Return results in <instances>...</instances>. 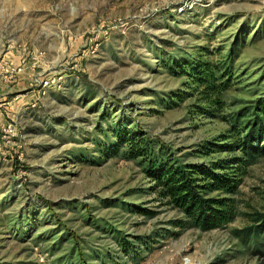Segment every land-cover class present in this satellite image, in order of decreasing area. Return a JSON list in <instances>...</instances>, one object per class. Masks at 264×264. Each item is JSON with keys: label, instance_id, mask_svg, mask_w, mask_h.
Listing matches in <instances>:
<instances>
[{"label": "rangeland", "instance_id": "374dc122", "mask_svg": "<svg viewBox=\"0 0 264 264\" xmlns=\"http://www.w3.org/2000/svg\"><path fill=\"white\" fill-rule=\"evenodd\" d=\"M183 55L232 65L215 116L198 108L202 86L169 70ZM6 63L22 70L6 72ZM26 71L29 89L1 111L0 264H58L67 255L84 264L79 254L85 264H264V234L249 245L234 234L264 212V155L234 195L235 220L159 239L183 214L162 203L137 160L94 159L95 140L121 122L183 160L231 155L197 151L231 133L232 116L264 94V0H0V87ZM178 90L192 96L169 100ZM152 234L146 251L137 238Z\"/></svg>", "mask_w": 264, "mask_h": 264}, {"label": "trees", "instance_id": "16d2710c", "mask_svg": "<svg viewBox=\"0 0 264 264\" xmlns=\"http://www.w3.org/2000/svg\"><path fill=\"white\" fill-rule=\"evenodd\" d=\"M203 56L183 55L181 58H170L171 62L167 64H170L169 70L175 75L187 76L192 84L202 86L200 94L205 104L198 108L204 114L215 116L216 111L224 107L222 95L230 87L232 65L226 61L214 63ZM189 79L185 81L187 86ZM191 96L184 90H178L169 100L182 102ZM231 121V133L220 140L204 141L197 151L204 157L212 153L231 154L226 157L196 162L183 160L176 157V152L165 144L150 137L140 126L130 127L121 122L115 125L112 132H104V139L95 140L98 155L94 159L101 162L104 157L122 155L128 160H137L154 183L152 189L162 203L183 214L169 220L173 228H162L156 234V239L176 233L174 228L196 227L210 231L235 220L238 211L234 195L243 182L248 165L256 157L264 155V94L250 105L240 108ZM80 158L83 160L84 157ZM129 208L143 215H153L149 208L143 206L129 205ZM154 234L139 236V246H146V251L152 250L155 242L151 243L149 238ZM234 234L244 245L261 242L264 212L253 213L252 223L234 229ZM120 243L125 253H132L137 258L141 255L131 241ZM79 255L78 259L87 263L85 256ZM96 256L101 258L100 255ZM57 260L58 264L74 262L69 255Z\"/></svg>", "mask_w": 264, "mask_h": 264}, {"label": "crops", "instance_id": "0c3cea01", "mask_svg": "<svg viewBox=\"0 0 264 264\" xmlns=\"http://www.w3.org/2000/svg\"><path fill=\"white\" fill-rule=\"evenodd\" d=\"M28 74V75H27ZM30 74L27 73V71L23 74L22 78L17 82L15 86L12 88L10 87H0V123L3 120V115L1 114V111L7 109V104H11L14 99H16L17 96H20L22 94H19L20 92L29 89V77ZM3 108V109H1ZM6 111V110H5Z\"/></svg>", "mask_w": 264, "mask_h": 264}, {"label": "built area", "instance_id": "2783aa9c", "mask_svg": "<svg viewBox=\"0 0 264 264\" xmlns=\"http://www.w3.org/2000/svg\"><path fill=\"white\" fill-rule=\"evenodd\" d=\"M6 64L7 65L5 66V69H4V71H6V72H11L12 74L16 75L22 70L21 67L16 66L13 63H11V64L6 63ZM46 83L47 82H45V84ZM3 131H4L5 135L11 136V134L14 132V129H13L12 125H8L7 127L3 128Z\"/></svg>", "mask_w": 264, "mask_h": 264}]
</instances>
